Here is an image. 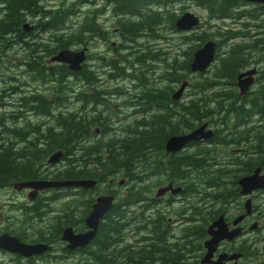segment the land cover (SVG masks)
Here are the masks:
<instances>
[{
	"label": "trees",
	"instance_id": "1",
	"mask_svg": "<svg viewBox=\"0 0 264 264\" xmlns=\"http://www.w3.org/2000/svg\"><path fill=\"white\" fill-rule=\"evenodd\" d=\"M42 1L0 0V73L3 64L10 65L16 60L14 57H5L6 60L1 57L5 53L13 52L16 50L13 47L19 45L24 50L23 60L18 63L25 71L22 78H27L30 82L37 79L41 81L50 76L60 78L54 93L57 94V104L61 105L65 101L64 94L67 88L62 83L65 82L63 79L71 78L72 75L63 65L44 67L42 61L52 57L58 50L85 45L86 40L97 33L98 29L94 26L95 16L104 10L89 11L90 6L84 13L74 10V7L79 5L87 6L86 0H75V4H69L67 7L45 10L38 5ZM178 1H109L112 2L110 14L119 28L122 42L134 44L141 49L142 44L137 43V40L148 38L153 42L159 39L156 32L166 25L164 24L166 21L157 13L158 11L149 10V6L157 3L166 9ZM188 1L208 13V28L213 27L209 23L223 22L226 19L237 22V26L232 29L224 28L225 30L213 27L215 29L213 33H206L205 38L218 37L221 42L218 41L217 44L228 45V49L223 53L217 51L210 74L203 79L198 78L199 82L193 86L189 101L179 104L175 102L172 110L167 108L170 104L168 85L170 83L178 85L186 81L188 70L186 64L205 39L203 35H188L181 38V42L184 40V44L189 45L186 46L187 49L185 47V53L179 52L181 62L174 61V66L171 67L164 61L167 79L163 82H154L157 87L162 88L156 90L153 86L151 90H147L149 85H145L146 78L143 74L131 75L138 79L140 86L145 85V88L140 89L137 95L128 96L131 100L129 106L137 108V111L139 108L145 111L146 117L140 119L141 121L124 125L119 131L106 132L102 128L105 126L100 122L103 118L101 109L105 108L103 101L105 94L85 90L93 85L90 80L92 74L87 68L73 74L78 76V81L85 86L75 97L77 103L81 104L79 109L81 112L76 115L71 113L62 115L59 112L54 115L52 112L58 109L56 103L44 102L36 96L28 97L25 92L22 94V91H16L17 87L7 85L8 87L0 89V190L14 183L37 179L62 182L81 178L100 184L106 182L108 187L109 182L112 179L114 181L116 177H120L118 181H122L123 184L125 178L128 179L126 182L130 185L128 189L116 199L107 215L101 219L98 233L93 240L95 252L90 253L87 248L78 251L79 255L85 258L83 264H90L89 253L92 254L94 264H181L184 253H192L199 248L207 224L215 220L217 214L238 197L236 181L250 174L255 167L264 170V68H260L247 93L239 95L235 85V78L242 69L264 62V31L258 32L259 29L252 26L250 28L246 24L245 21L252 20L251 13L230 14L235 8L233 1ZM108 4L106 6L110 7ZM254 11L257 13L261 10ZM32 17L35 19L26 22V18ZM71 17L81 18L74 30H70L71 25L67 27ZM25 23L33 25L32 29L24 32L22 25ZM261 23L263 28L264 19ZM169 24V30L178 34L173 27V20ZM143 49L146 53L140 55L138 52L134 55L135 64L140 65L145 61L154 63L159 57L162 59L166 57L163 53L160 56L158 52ZM117 57L122 59L120 55ZM111 60L106 63L109 70L114 73L113 75L111 73V76H123L124 71L121 72L122 69L116 65L118 59ZM147 69L152 70L153 67L147 66ZM10 78L13 81L15 79L13 76ZM1 83H5L3 78ZM12 96L21 97L20 109L47 116L49 127L40 126L41 119L38 117L22 116L18 113L17 105L10 104L9 98ZM97 108L101 109L95 111ZM88 109L91 115L83 113ZM162 110L165 113H161ZM155 111L158 113L155 114ZM171 118L173 124L170 122ZM138 121L140 123H136ZM203 123L218 128L213 131L209 140L189 143L186 146V150H192L189 154L185 152L165 154L164 144L167 138L176 135L180 129L191 131ZM256 123L260 124L259 129L255 126ZM97 128L103 129V133H100L99 138L90 141L92 138L90 134H95ZM200 143H204L206 147L196 148ZM229 145H235L231 152L227 147ZM218 147L220 150L216 152L214 149ZM54 152L61 153L62 161L66 160L67 168L51 173L50 180H43L47 179L45 175L48 171L44 170L47 158ZM218 155L231 156L230 161L226 163V169H219L221 163L216 160ZM204 167L207 172L199 176L205 177V182L186 183L187 176L191 178L193 175V172L187 175V170H195L194 173L197 174ZM141 170H147L150 177L162 175L166 180L149 181ZM145 182L148 187L143 185ZM170 183L172 188L184 189L189 196L204 197L206 206L202 202H197L201 210L192 206L191 210H183L181 213L182 215L184 212L183 218L178 216L175 219L183 221L185 227L177 236L173 235L174 238L168 239L157 225L158 221H166L165 218L158 212L155 215L148 212L147 216H144V213L154 207L153 201L146 196L148 191L154 194L156 189ZM199 186L205 188L207 193L199 194ZM87 192L88 190L78 189L80 196ZM77 204L78 202L64 204L62 208L67 212L59 215V211L58 215L51 218L62 225L63 223L73 225L70 223L78 219V211L75 213L69 208ZM89 204L88 200L86 205ZM261 213L263 215L264 210ZM30 216L32 220H39L42 214L34 215L33 210H30ZM83 216L75 224L77 227L81 226ZM46 219L50 218L43 220ZM105 221L108 222L109 230L105 228ZM124 231L128 242L121 245Z\"/></svg>",
	"mask_w": 264,
	"mask_h": 264
},
{
	"label": "flooded vegetation",
	"instance_id": "2",
	"mask_svg": "<svg viewBox=\"0 0 264 264\" xmlns=\"http://www.w3.org/2000/svg\"><path fill=\"white\" fill-rule=\"evenodd\" d=\"M109 1L110 0H86V3H87L88 8H89V6L91 8L93 6H97L99 3H102V2L108 4ZM230 1H233L235 3L234 7H237L238 5L246 3V4H254V5L261 6L264 8V5L258 4V3L236 1V0H230ZM188 3L190 4L189 7H196L195 5H193L191 2H189L187 0L185 2V4H188ZM185 6L187 8H189L188 5H185ZM198 9H200V8H198ZM149 10H152V9L149 8ZM201 10L205 13V21L204 22H206L208 13L204 9H201ZM262 11L264 12V10H262ZM102 13L103 12H101L100 14H97L95 16L94 26L96 25L95 21H97V20H103L104 22L108 21V19L104 18L105 14H102ZM190 14H192V13H190ZM194 16H196V15H194ZM179 17H180V15H179ZM179 17L175 16L174 21H176ZM196 17L198 18V21H200L199 17L198 16H196ZM229 20L230 19H226L224 21H229ZM224 21L223 22L221 21V23H224ZM230 22H233L235 24L237 23V22H234L233 20H230ZM240 25H241V23L239 24V27H240ZM235 26H237V25H235ZM30 27H31L30 29H32V25ZM249 27L251 28V26H249ZM99 28L100 29L97 30V33H95V35H93L90 39L86 40L85 45H78L77 46L78 49L73 50V51H79V50L85 49V52H84L85 58H84V61L80 65V69L77 72H70L69 71L70 74L72 75L71 78L63 79V81H65V82H62V83L66 85V87L69 89V92H67V90H66V93L64 94L65 101L61 105L57 104V102H56L58 99L56 97L57 94L54 93V90L58 88V84L60 82V78H58V77L50 76L47 78H43V80H41V81L37 79L35 82H30L29 79L22 78V77H24L23 73L25 71L22 70L21 67L19 66L17 69L18 74H16V75L17 76L21 75V77L14 79V81H17L16 84L18 86L15 90L16 91H22V94H24L23 92H25L28 95V97L29 96H31V97L36 96V97L40 98L41 100H43L44 102H50L51 104L56 103L58 105L57 106L58 109L56 111L52 112V114H54V115H57L58 112L61 113L62 115H65L68 113L76 115L77 113L81 112V111H79L81 104L77 103L75 97L77 96V93L79 91L84 90L85 86H84V83H81L78 81L79 77L73 76V74H77L79 71L82 70V68H87L89 70V72L92 74L90 80L92 81L93 85H91L90 89L85 88V90L99 91L100 93H104L105 96H108V97H110L111 91H115L119 95H124V94H122V92L120 90H117V89L116 90H108L107 93H105L106 85H109L111 83H115V81L118 80L117 78H112L111 73H109V68L106 65V63L109 62L110 60L105 62V60L109 59L105 55L106 51L111 50V47L116 46V44L111 43L109 45V47L107 48V50L105 48L106 51L103 55H101L100 53L91 54L90 51L87 49V48H91L90 47L91 45H92V47L95 46L97 42H101L102 45L105 47V44H104L105 39L108 38L109 36L105 32L106 28L104 27V25H101ZM177 32H179V31H177ZM251 32H253V31H251ZM258 32H260V31L258 30ZM169 33L172 34L171 38L164 37L162 39V41H165V43L171 42V44H172V36H174L175 33L173 31H169ZM179 33H181V32H179ZM113 34H118V36H119V31H117V29H114ZM184 36H188V34H184ZM119 40L122 42L120 36H119ZM216 42H217V40H216ZM124 45H125V43L119 44L118 49L123 50L125 48ZM175 45H176L175 43L172 44V46H175ZM167 47H169V45H167ZM200 47H201V45H200ZM200 47H198V48H200ZM49 59H47L48 62H44L45 60L42 61L43 62L42 65L44 67H52V66L60 65L57 63H50ZM111 61H114V60H111ZM89 62H92V63H89ZM189 63H190V59L186 64L187 68L189 66ZM93 68H95V69L93 70ZM252 68H255V66L250 65L249 67L242 69L240 72L247 71V70L252 69ZM126 75L127 76L120 79V81H122V82L123 81H128V82H130V81L134 82L135 81L136 83H138V79L131 77V75H133V74H126ZM128 75H130L129 76L130 78L128 77ZM256 77H257V71H256L255 75L253 76V82L255 81ZM32 84L36 85V87L33 89H29V90L20 89V88H27L28 85H32ZM80 84H83L84 88L81 89L79 87ZM145 85L147 86V84H145ZM179 85L180 84L177 85L175 83H170L168 85V91L170 92V94L168 95V98L170 100V104L168 105L167 108L169 110H172L174 108L175 102H177L178 104L179 103H185V100H183V99L186 98V96H188V94L184 95L185 90H187V88H186L178 100H173L171 98L173 93L179 87ZM50 86H52V87H50ZM101 86H103V88L98 89ZM153 86H154V89H156V90L162 88V87H157V85H150V88L152 89ZM76 88L78 89V91L76 90ZM138 88H139V86H138ZM38 90H40V91H38ZM11 91H12V89L10 88V94H11ZM47 93L49 95H47ZM129 95L131 96L133 94H129ZM20 98L21 97L16 98L15 96H12V98L11 97L9 98L11 105H13V104L17 105L18 113H21L22 116L38 117L41 119V121L39 122L40 126L49 127V124L47 121V119H48L47 116L37 115L30 110L20 109V107H21V104L19 101ZM103 101L105 103V108H102V109L100 108L102 110L101 114L103 116V118L100 122L105 125L102 128L106 132L119 131L121 128H123L124 125L132 124L135 121L140 120V119H144L146 117L145 111L141 110L140 108L137 111V108H132L131 106H130V109H131L130 112H127V110H125V112H122L123 111L122 108L119 105H117L111 99V97L108 99L103 98ZM74 104H76V105L73 106ZM65 106L68 107L69 109H67ZM72 106H73V108H71ZM89 110L90 109L85 110V111H83V113L87 114V113H89ZM97 110L98 109H96L95 111H97ZM157 113H158V111H155V114H157ZM161 113H165V111L162 110ZM89 115H91V114H89ZM153 116H155V115H153ZM29 121L31 122V120H29ZM140 121H138L136 123H140ZM170 122H171V124H173L172 118L170 119ZM103 129L97 128V129H95L94 133L95 134L103 133V131H104ZM187 132H189V130H185L183 128V129H180L176 135H183V134H186ZM186 146L184 148H182L181 150H179L178 152H176L175 154H181V153L188 151V150H186V148H187ZM54 153H59V152H54ZM52 154H50V155H52ZM59 154H60V156L55 163L49 164L46 161L47 165L44 166V170H47L48 173H46V175H45L47 177V179H43V180H50L49 178L51 177V173H54V172H57V171H60L62 169L67 168V164L64 167H60L61 163H62V159H61L62 157H61V153H59ZM168 155H170V154H168ZM259 168H260V174H264V170L261 167H259ZM40 180H42V179H40ZM40 180L37 179V181H40ZM76 180H82V179L78 178ZM112 184H113V179L109 182V186H111ZM8 188L14 192L10 191L9 189L7 190L6 188L0 190V199H5V201L0 200V210L2 209L1 207L5 206V204H6L5 207L8 209L6 211L4 210L3 213L0 212V247H1L0 248V264H45V263L46 264H61V263L62 264H83L85 258H84V256L79 255L78 251L84 250L87 248L88 252H90V253L95 252L96 248L93 244V240L96 237V234L98 233V227L100 226L101 221L98 223V226H97V229L95 231L93 239L91 240L89 245H87L84 248H75L74 250H69L66 247V243L61 241L60 237H61L62 230L64 228H70L72 231V234H75V235L81 234V233H84L87 231L85 228V224H84V218L89 214L91 204L94 202V199L99 195H97L96 197H93L89 200L90 204L88 205V209H87L85 215L83 216L81 226L77 227L75 225L79 221V219H77L75 221H73V220L71 221L70 224L73 223V225H66L65 224L63 226H60V225L58 227L56 226L54 228L53 226H50V223H46L45 220H43V219L51 218L54 215H58L59 211H60L59 215L65 214L67 212V210L65 208H62L64 204H70L72 202H74V203L78 202V200H77L78 189H70L69 190L67 188H55V189L39 190L36 192H29L28 189H24V190H21V192H19V191L13 190L11 188V186H9ZM16 192L22 196L21 199L24 198L21 201H19L18 204L15 203L16 202L15 195L17 194ZM23 192H25V193H23ZM115 194H116L115 191L113 192L111 190H106L105 192H103V194H100V195H112L113 196V203L115 204L116 199L118 197V195H115ZM121 194L123 195L124 192L123 193L121 192ZM237 195H238V197L236 199H233L229 204H227L225 206V209L221 213L217 214L216 217H218V216L222 217L223 223H224L227 231H231L232 229L238 228L239 232L234 238H232L229 241L222 240V241L218 242V244L216 245V248L214 249L212 255L210 256L209 260L207 261L208 263H204V264H213V262L218 260V258L221 256H225L223 258V261L221 262V264H264V214L262 215V213H261L262 210H264V191H254V192H251L248 196L240 197L239 196V189H238ZM183 197L186 198V197H195V196H189L188 194H186L184 189H181L176 195H170L169 193H166L165 195H163L161 197H155L154 194H152L149 197V199L152 200L153 204H154V207L152 209L157 210L159 215L164 217V218H165L164 212L168 211V208H170L171 206H173L174 204H176L178 202H180L179 204H182V207L183 206H185V207L189 206L188 208H186L189 210H191V206L192 207H198L199 210H201L200 206L198 205L197 202H202L206 206V202L204 203L205 198L201 197L200 195L198 197H195V200L193 201V203L191 201H186V200H190L192 198H190V199L186 198L183 201L182 200ZM25 198L27 199L28 202L24 201ZM245 200L250 201L249 215L246 216L244 219H242V221L240 223L236 224L235 226H232L233 220L243 213V203ZM24 202L27 205L24 204ZM77 205L74 206L73 212H75V213L77 211ZM20 208H21V210H20ZM14 209H16V211ZM30 210H33L34 215L42 214V217L39 220L38 219L32 220L31 216H30ZM107 213L105 215H107ZM171 213H173V212H171ZM4 214H6V215H4ZM20 214H23V215L27 214L26 216H24L22 221L16 220V218H18ZM182 215H184V212ZM178 218H183V216L178 217ZM105 222H106L105 228L109 230V226H107L108 222L107 221H105ZM211 222L212 221H210L207 224V227L210 225ZM157 225H158L159 229L163 231V234L167 236L168 239H169V237L174 238L173 235L177 236L180 233V231L183 229V227L185 226L183 221H179L176 219H175V221H171V218H166V221H158ZM32 227H35V228H32ZM125 231L123 232V235L121 237V245L124 244L125 242H128V240H127L128 237L126 238L124 236L126 234ZM205 231H206V229H205ZM205 231L203 234V239L200 242L199 248L197 250H194L192 253H189V252L184 253L181 264H201L200 260L202 259V257L204 256V254L206 252V249L203 247V242L208 239V236L206 235ZM12 239L16 240V242L18 244L20 243V245H23V246L39 245L40 244V245L46 246L47 248L44 252H42L40 254H36V255H32V256L31 255L23 256V255H20L19 253L12 252L13 251L11 249V240ZM90 253H89V260H90L89 263L94 264V259L92 257V254H90ZM234 255H238V257L237 258H229L230 256L234 257ZM106 262L107 261H105V263Z\"/></svg>",
	"mask_w": 264,
	"mask_h": 264
},
{
	"label": "rangeland",
	"instance_id": "3",
	"mask_svg": "<svg viewBox=\"0 0 264 264\" xmlns=\"http://www.w3.org/2000/svg\"><path fill=\"white\" fill-rule=\"evenodd\" d=\"M110 1H112V0H110ZM186 1L187 0H179L178 3H176L175 5H173L171 7L168 6V7H166V9H165V7H162L160 4H157V3H154V5H150L149 8L152 9L153 11H158L157 13H159L161 15V17H163V19L166 21V23H164L166 25H163L161 28L158 29V32H156V35L159 39H156L155 41L152 42L148 38H141V39L137 40V43L142 44L141 49L136 45L125 43V45H124L125 48L123 50H119L118 45L124 44V43L119 40L118 34H113V30L117 29V31H119V28L115 25L113 18L110 14L111 9H112V7H111L112 2H109L110 7L106 6V4L103 2L99 3L98 4L99 6L98 5L93 6L90 9L86 5H79L78 7H74V10L78 11V13H84L88 9H89V11H92L95 9H97V10L103 9L104 10L102 14H105L104 18L108 19V21L104 22L103 20H97V21H95L96 22L95 27H96V29H100L99 27L101 25H104V27L106 28L105 32L108 34L109 37L105 39V43H104L105 47L102 45L101 42H97L95 46L92 47V45H91L90 46L91 48H87V49L90 51L91 54L100 53L101 55H103L111 43L116 44V46L111 47V50L106 51L105 55L109 59L105 60V62H107L113 58H117L118 60H116V62H117L116 65H118L120 67V69H122L121 72H123V71L124 72H123V76H116V77L112 76V78H117L118 80L115 81V83H111L109 85H106L105 93H107L108 90H116V89L123 91L124 95H119L115 91H111V94H110L111 99L117 105H119L122 108V110H123L122 112H125V110H127V112L131 111L130 106H129L130 101H131L128 97L129 94L137 95L140 92V89L145 88V85L140 86L138 83L133 82V81H130V82L120 81V79L124 78L126 74H133L135 76H138L139 74H143V76L146 78V84L149 85V86H147L146 89L151 90L150 85H157L154 82H156V81H162L163 82L165 79H167V77H166L167 73H165L166 68L164 66V61H166L171 67L174 66V61H176V62L182 61V58L180 57L179 52L185 53V51L187 49L186 46L189 45V44H184V40H183V42H181V38L184 36V34H188L189 36L199 34V35H203V37L205 38L206 33H213V31L215 30V29H213V27L214 28L221 27L223 30H225V29H232L236 25L235 23L230 22V20L224 21V23L211 22V23H209V25L213 26V27H212V29H210L207 26L208 22L207 21L204 22L205 21V13L201 9H198L197 7H189L190 4L189 3L185 4ZM75 2H76L75 0H43L41 3H38V5L42 6L43 9H45V10H55L57 8H60V7H67L69 4H75ZM185 5H188L189 8H187ZM258 7H261V6H258ZM258 7H257V5H254V4L243 3V4L238 5L237 7L233 8L231 10L230 14L251 13L253 15L252 20L245 21L246 24L249 26H252L253 28L259 29V31H264V26H263V28H261V25H262L261 21H263V19H264V12L262 10H264V9H260ZM254 9H259L262 12L259 11L256 13L254 11ZM186 12L192 13L193 15H196L199 17V19H200L199 28H197V29L194 28L193 30H191L188 33H183V32L179 33L178 32V34H174V36H172V44L175 43L176 44L175 46H172L171 42L165 43V41H162L160 39L161 37L162 38L163 37L171 38L172 34L169 33V31H170L169 30V26H170L169 22L171 20H173V23H174V19H175L174 17L175 16L179 17V15L181 16L183 13H186ZM34 19H35L34 17H32L31 19L26 18V22L34 20ZM79 20H81L80 17H71L69 19V21L67 22V27L69 25H71L72 28L70 30H74L76 28V26H78ZM41 36L43 37V35H41ZM216 40H217V42L218 41L221 42V39H219L218 37L214 38L213 36H210L208 38L206 37L203 40V42L200 43L201 45H203L207 41H212L216 44L214 58H215L217 51L219 53H223V52H226L228 49V45H225V46L222 45L221 46V44H217ZM167 45H169V47H167ZM183 45H185V46H183ZM19 47H20L19 45L18 46L15 45L13 48L16 50H14L13 52L5 53V55L1 57V58L14 57L16 60L14 62H11L10 65L3 64V69L1 72L2 76H0V89L8 87L7 85H10L13 87H18L16 84L17 81H13L10 77L13 76L15 79L21 77V75H19V76L16 75V74H18V72H17L18 67L19 66L21 67V65H18V63L23 60V56H24V50L21 47L20 48ZM148 47H150V48H148ZM185 47H186V49H185ZM105 48H106V50H105ZM143 48L150 50L153 53L158 52L160 54V56L163 53L166 55V57H164L163 59L161 57H159V59L157 60V62H159V63H157V62L153 63V62L145 61L140 65L135 64L134 63L135 62L134 55L138 52H140V55H143L144 53H146V50H144ZM77 49H78L77 46H72L71 48H69V50H72V51L77 50ZM118 55H120L122 57V59L118 58L117 57ZM6 58H5V60H6ZM40 60H41V58H40ZM44 60H45L44 62H48L47 58H45ZM213 61H214V59H213ZM213 61H212V63H213ZM89 63H92V62H89ZM212 63L205 70L203 75L192 74L188 70L186 71L187 78H186L185 89L187 88V90L184 89L185 90L184 95L188 94V96H186V98L183 99V100H185V103L189 101V98L192 94L193 86L196 85L197 82H199L198 78L203 79L204 76L207 77L210 74L211 66L213 65ZM12 65H14V67H12ZM147 66H151L154 69L148 70ZM168 68L169 67H167V69ZM260 68L261 69L264 68V62H262V61L259 63H256V65H255V69L257 71V74L261 70ZM21 69H22V67H21ZM94 69L95 68H93V70ZM109 73H112V75L114 74L111 70H109ZM2 78L4 79L6 84L1 83ZM138 86H139V88H138ZM35 87H36V85L32 84V85H28L27 88H20V89L29 90V89H33ZM50 87H52V86H50ZM79 87L81 89L84 88L83 84H80ZM101 88H103V86L99 87L98 89H101ZM66 90H67V92H69L68 88H66ZM76 90L78 91L77 88H76ZM38 91H40V90H38ZM47 95H49V94L47 93ZM125 95L127 96V98ZM110 97L105 96L104 99H108ZM6 103H8L7 100H6ZM13 105H16V104H13ZM75 105L76 104H74L73 106H75ZM73 106L71 108H73ZM3 109H7V107H3ZM97 109L100 110V108H97ZM87 114L89 115V113H87ZM251 118H253V117H251ZM253 119H255V118H253ZM255 126L257 127V129H259L260 124L256 123ZM208 128H210V131L212 133L214 130L218 129L217 126H208ZM90 135L92 136L90 141L92 139H97L100 136V134L99 135L90 134ZM203 147H206L204 145V143H200L196 148H203ZM227 147L229 148V151L231 152V150L235 147V145H229ZM218 149L220 150V147L215 148L214 150L216 152H218ZM191 151L192 150L185 152V153L189 154ZM230 157H231L230 155H223V156L218 155L216 160H217V162L221 163V165H219V166H221L219 169H226L225 166H226V163L230 161L229 160ZM232 161L233 160H231V162ZM66 164H67L66 160L62 161L61 167L66 166ZM211 168H216V167H211ZM141 171H142L144 177L149 181L156 182L155 179L160 180V181L166 180V178H164L162 175L155 178V177H150L149 172L147 170H141ZM192 172H193V175L191 178H188V176H187L186 183L198 184V183L205 182V177L199 176V174H203V173L207 172L205 170V167L202 168L201 170H199L197 174L194 173L195 170H193V171L187 170L186 174L190 175ZM119 179H120V177H116L113 181L114 182L113 186H110L109 188H108V183H106V182L101 183V184L98 183V184L94 185L91 189H88V192L83 194V196H80L78 194V197H77V200H78V205H77L78 206V208H77L78 217L77 218L80 220L82 218V216L84 215V213L87 211L88 206L86 205V203L88 202V200H90L93 197H96L97 195L103 194V192H105L106 190H111L113 192L115 191L116 192L115 195H118L117 199H119L122 195L121 192L122 193L125 192L128 189V187L130 186L128 183H126L128 181L127 178H125L124 184L122 183L123 185L121 184L120 186H116L115 182L118 181ZM143 185L148 187L147 182H145ZM6 189L8 190V188H6ZM9 190L12 191L11 189H9ZM198 191H199V194L207 193V190H205V188H201V186L198 187ZM12 192H14V191H12ZM16 195H15V197H16L15 203L18 204V202L21 201L22 199L20 198L21 197L20 194L17 193ZM150 195H152V194L150 191H148L146 196L149 198ZM186 198L187 199L192 198L190 200H186V201H191L192 203L195 200V197H186ZM186 198H183L182 200L184 201ZM0 200L5 201V199H0ZM24 201L28 202L26 198ZM179 203L180 202L174 204L173 206L168 208V211L164 212L165 220H166V218H171V221H175V218H177L178 216H181V217L183 216V215H181V213L187 207H185V206L182 207V204H179ZM1 208L2 209L0 210V212H2V211L4 212V210L5 211L8 210L6 207H1ZM69 209L74 211V206H71ZM14 210L16 211V209H14ZM148 212H151L152 215H155L157 210H155V209L148 210V211H146V213H144V216H147ZM171 212H173V213H171ZM22 215L23 214H20L19 217L16 218V220L22 221L24 216H26L27 214H24L23 216ZM45 222L50 223V226H53L54 228L56 226L58 227L59 225L60 226L65 225V223H63V225H62V223L55 222V220L53 218L46 219ZM33 228H35V227H33Z\"/></svg>",
	"mask_w": 264,
	"mask_h": 264
},
{
	"label": "water",
	"instance_id": "4",
	"mask_svg": "<svg viewBox=\"0 0 264 264\" xmlns=\"http://www.w3.org/2000/svg\"><path fill=\"white\" fill-rule=\"evenodd\" d=\"M245 1L251 3H258L264 5V0H236ZM199 24L198 18L193 14L188 12L182 14L175 22L174 27L179 32L188 33L197 27ZM28 24L22 25V30L24 32L30 30ZM216 49V44L212 41H207L200 48L196 49L191 56V60L188 66V70L192 74L203 75L205 70L211 65L214 59V53ZM85 49L79 51H72L69 49H61L56 52L50 59V63H57L64 65L66 69L70 72H77L80 69L81 63L84 61ZM256 73V69L252 68L247 71L240 72L235 78V85L238 90L239 95L247 93L250 87L253 85V76ZM186 87V81H183L176 91L172 95L173 100H178L184 89ZM212 132L208 128L206 123L196 127L195 129L187 132L183 135H173L169 137L164 144V152L166 155L174 154L184 148L187 144L193 142H206L210 139ZM59 153H53L47 159V163H55L59 158ZM93 180H76V181H62V182H52V181H30V182H18L11 185V188L15 191H21L28 189L30 192H36L39 190L55 189V188H71V189H91L95 185ZM122 181H117L116 185L120 186ZM236 186L239 189V196H248L254 191H264V174H260V168H255L250 174L239 178L236 181ZM180 191V188H172L171 184L159 187L156 189L154 196L161 197L166 193L170 195H176ZM113 196L112 195H99L94 199V202L90 206L89 214L84 218V224L86 232L81 234H72L70 228H64L61 233V241L66 243V247L69 250H74L75 248L86 247L94 237L95 231L97 229L98 223L101 221L102 217L112 208ZM250 212V201L245 200L243 203V213L235 218L232 222V226L240 223L242 219L249 215ZM206 235L208 239L203 242V247L206 252L202 259L201 264L208 263L210 256L212 255L214 249L218 242L222 240L229 241L234 238L239 229L235 228L231 231H227L222 217L218 216L213 220L210 225L206 228ZM44 245H30L23 246L16 242V240H11L12 252L19 253L23 256L36 255L44 252L46 250ZM10 249V250H11ZM221 256L213 262V264H221L223 258ZM238 255L229 258H237Z\"/></svg>",
	"mask_w": 264,
	"mask_h": 264
},
{
	"label": "bare ground",
	"instance_id": "5",
	"mask_svg": "<svg viewBox=\"0 0 264 264\" xmlns=\"http://www.w3.org/2000/svg\"><path fill=\"white\" fill-rule=\"evenodd\" d=\"M199 26H200V25H198V26L195 27V28L197 29V28H199ZM61 159H62V158H61ZM60 167H61V166H60ZM83 180H84V179H83ZM171 180H172V179H171ZM171 180H170V181H171ZM68 181H69V180H68ZM70 181H71V180H70ZM171 183H172V182H171ZM171 183H170V184H171ZM96 184H98V183H96ZM175 187H176V185H175ZM157 188H158V187H157ZM8 189H9V188H8ZM19 192H21V191H19ZM29 192H30V191H29ZM16 193H17V192H16ZM23 193H24V192H23ZM29 194H30V193H29ZM11 196H12V195H11ZM16 196H17V195H16ZM20 196H21V195H20ZM12 197H13V196H12ZM21 197H22V196H21ZM21 197H20V198H21ZM15 198H16V197H15ZM18 199H19V198H18ZM22 199H24V198H22ZM3 201H4V200H3ZM31 203H32V202H31ZM24 204H26V203L24 202ZM26 205H27V204H26ZM5 206H6V204H5ZM5 206H4V207H5ZM16 206H17V205H16ZM9 207H10V206H9ZM20 210H21V208H20ZM2 212H3V211H2ZM2 212H1V213H2ZM8 212H9V211H8ZM12 213H13V212H12ZM17 213H18V212H17ZM4 215H6V214H4ZM4 215H3V216H4ZM32 228H33V227H32ZM38 240H39V239H38ZM39 242H40V241H39ZM37 243H38V242H37ZM19 244H20V243H19ZM22 244H23V243H22ZM24 245H25V244H24ZM88 245H89V244H88ZM0 248H1V247H0ZM5 250H6V249H5ZM9 254H10V253H9ZM76 256H77V255H76ZM23 259H24V258H23ZM63 260H64V259H63ZM42 261H43V260H42ZM53 261H54V260H53ZM78 261H79V260H78ZM45 262H46V261H45ZM60 262H61V261H60ZM64 262H65V261H64ZM54 263H55V262H54ZM58 263H59V262H58ZM45 264H46V263H45ZM61 264H62V263H61Z\"/></svg>",
	"mask_w": 264,
	"mask_h": 264
}]
</instances>
